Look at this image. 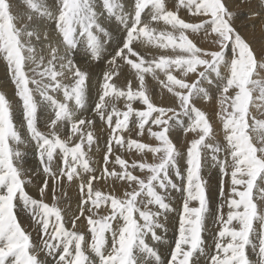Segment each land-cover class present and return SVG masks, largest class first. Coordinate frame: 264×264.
Instances as JSON below:
<instances>
[{"label": "snow or ice", "instance_id": "obj_1", "mask_svg": "<svg viewBox=\"0 0 264 264\" xmlns=\"http://www.w3.org/2000/svg\"><path fill=\"white\" fill-rule=\"evenodd\" d=\"M26 4L30 11L16 14L12 0H0V58L10 71L22 117L18 123L13 103L0 92V264H47L48 258L53 264H196L199 256H207L206 264H264V120L249 111L254 92L255 100L264 101V53L258 56L236 29V14L226 0H178L175 10L166 0H132L131 11L122 0H56L55 8L47 0ZM181 8L202 19L186 21L179 15ZM36 17L54 28L41 34L32 24ZM111 21L117 27L110 31L105 24ZM160 21L171 31L151 26ZM200 33L212 37L208 49L189 38ZM33 40L47 43L38 50ZM140 44L171 47L174 54L146 61ZM78 54L86 65L107 56L113 69L102 73L93 109L103 122L101 129L106 124L109 130L98 167L89 156L94 146L99 150L96 120L84 115L90 73L76 61ZM125 67L135 70L138 88L131 80L126 87L117 86L116 70ZM157 70L166 77L160 83L172 94L171 106H158L145 87V74L158 79ZM122 99L126 110L116 106ZM213 99L218 101L223 143L209 114L197 106ZM108 100L113 102L110 111ZM46 110L54 118H44ZM181 116L187 118V127ZM21 127L34 142L37 169L23 167L17 147L24 143ZM178 127L196 134L186 152L172 138ZM145 134L158 143L142 142L139 137ZM132 149L141 155L129 163L124 152ZM205 150L212 167L219 168L224 201L211 252L203 236L210 212ZM40 176L37 198L28 187ZM107 176L114 185L125 183L107 192L94 186ZM73 181L79 184L81 199L67 217L59 201ZM173 192L182 202L177 239L164 260L148 238L155 245L166 242L169 216L177 211ZM19 211L39 229V246L22 226ZM81 219L90 240L76 230Z\"/></svg>", "mask_w": 264, "mask_h": 264}, {"label": "rangeland", "instance_id": "obj_2", "mask_svg": "<svg viewBox=\"0 0 264 264\" xmlns=\"http://www.w3.org/2000/svg\"><path fill=\"white\" fill-rule=\"evenodd\" d=\"M128 1V4H131L132 3V0H127ZM178 1V0H177ZM226 1H228V0H226ZM239 1V0H238ZM245 1V0H244ZM254 1H258L257 2V4H263L264 5V3H262V1L261 0H254ZM47 3H48V5H49V7L51 6V7H53V6H55L56 5V0H47ZM166 3H167V1H166ZM176 3V2H175ZM12 4H13V10H14V12L16 13V14H25V13H28L30 10H29V8H28V6H27V4H26V0H23V2H22V0H12ZM263 7V8H262ZM244 9L245 8H238L236 11L237 12H235V11H233L235 14H238V15H244L242 12L244 11ZM258 9H260V13L262 12V14H264V6H260V7H258ZM260 13H258L259 15H257L258 17H260ZM256 15V14H255ZM257 16H254V18H256ZM44 19H41V18H39V17H36L34 20H33V22H32V24H33V26L34 27H39V26H48L49 24H48V22L47 21H43ZM38 22V23H37ZM41 22V23H40ZM162 24L161 23H159V24H156V25H154L153 27H155L156 29H157V31L159 30V31H165V32H167V31H171V28H169V26L168 25H166V27L165 26H161ZM161 27V28H160ZM164 27V28H163ZM161 29V30H160ZM238 31H239V29H237ZM158 31V32H159ZM174 35H178V33H174ZM264 37V36H263ZM263 37H261V39H254L253 41H254V45H255V43H256V46L255 47H257L258 48V50H257V52L259 53V55L261 54V50L262 49H264V47H263V45H262V43H261V41H262V39H263ZM190 39H192L195 43H197L198 44V46H199V44H200V42H202L201 44L203 45L202 47H206L208 44H210V42H211V39H212V37L211 36H208V38L210 39V41H208V38L207 37H205L204 36V34L203 33H200V34H192V35H190V37H189ZM247 40V39H246ZM255 41H259V42H255ZM37 42H39V41H36V40H33V44L36 46L37 44L36 43ZM249 42V41H248ZM177 43H179V40H177ZM250 43V45L253 43V42H249ZM257 43H259V45L257 44ZM200 47V46H199ZM169 49V50H168ZM158 50H161V48H158ZM172 50V48L171 47H169V48H167V49H164V52L162 53V52H160V53H154L153 54V52L152 53H149L147 56V58L145 59L146 61H148V60H152V59H159L158 58V56H160L161 54H166V53H169V54H174L173 53V51H171ZM153 51V50H152ZM170 51V52H169ZM177 51H178V49H177ZM262 52L264 53V50H262ZM151 54V55H150ZM153 54V55H152ZM157 56H156V55ZM155 55V56H154ZM78 56H80L79 54H78ZM81 57V56H80ZM153 57H155V58H153ZM106 60L107 59H104L102 62H106ZM80 65L82 64L83 65V67H82V65H81V67L82 68H84L85 66H86V64H84V62H83V59H82V61L81 62H78ZM0 66H2V67H5L6 69H8V67H7V64H6V61L5 60H3L2 58H0ZM29 67H35V65H30ZM101 68V69H100ZM99 69H100V72L99 73H97V74H102L104 71H103V66H101V67H99ZM129 75H127L126 74V76H127V78H128V80L130 79L131 80V82H132V86H133V88L134 89H136V88H138V87H134V85L136 86L137 84H139V80H138V77H136L135 75H134V73H135V70H130V71H128L127 72ZM30 75H31V73H29ZM174 74H176V73H174ZM157 75H158V79H154L153 77H152V75L151 74H145V87H146V89H147V91H148V94L149 95H151L152 96V98H153V100H154V102L156 103V104H158L157 103V100L163 95V96H165L166 98L168 97V96H170V98H171V96H172V94L171 93H168V91H167V89L166 88H164L163 87V85L160 83V80H166V77L164 76V74L163 73H161V72H159V70H157ZM178 75V78H179V74H177ZM129 76V77H128ZM132 76V77H131ZM189 78H191V76L189 77ZM188 78V79H189ZM260 78H264V73H262L261 74V77ZM190 80V79H189ZM192 80V79H191ZM190 80V81H191ZM95 81H96V78H95ZM94 85H96L97 87H98V85L96 84V82H95V84ZM118 87L119 86H121V87H126V85H121V84H118L117 85ZM30 87H33L32 85H30ZM0 92H2L1 90H0ZM151 93V94H150ZM159 95H160V97H159ZM253 95H254V102L256 103L257 102V104H254V102L253 103H250V106H249V110L250 109H253V113L252 112H250L251 114H252V116H253V114H255L257 117H255V119L256 120H264V101H258V100H255V97L258 95V93H253ZM8 98V97H7ZM12 98H13V100L11 101L12 103H13V105H14V112L16 111V110H18L19 112H18V115H20L21 114V108H20V104H21V102L19 101V98L16 96V94L15 95H13L12 96ZM37 100H39L40 99V97L37 95ZM9 99V98H8ZM16 100V101H15ZM94 102V104H92ZM175 102V101H174ZM95 103H96V101H94V100H91V101H89L88 102V107H90V108H88V114H87V116H93V119H97L96 121H97V123H102V122H100V120H99V122H98V118H96L94 115H92L93 114V109H94V106H95ZM112 101L111 100H108V104H109V111L111 110V106H112ZM201 103V104H200ZM206 103H209L208 101H204V100H201V101H198L197 102V106L198 107H200L202 110H204V111H206V113H208L209 114V117H210V122L212 123V125L214 126V129L217 131V132H219L220 134L217 136V139L218 140H220L222 143H223V133L222 132H220V130H221V128H222V122L218 119V116H217V113H218V110H219V108H217V106H218V104H212V105H210V104H206ZM122 104H124V101H123V99L121 100V101H118V102H116V106L118 107V108H120L121 107V105ZM207 105V106H206ZM91 106H93V107H91ZM158 106H165V105H162V104H159ZM166 106H171V105H169V104H167ZM215 106V107H214ZM219 107V106H218ZM257 110V111H256ZM260 111V112H259ZM92 112V113H91ZM256 112V113H255ZM20 113V114H19ZM41 115H43L44 116V118H48V119H51V118H54V114L50 111V110H46L45 112H43V113H41ZM260 115V116H259ZM49 116V117H48ZM51 117V118H50ZM254 117V116H253ZM115 118V117H114ZM18 119L19 120H16L18 123L21 121V119H22V117H21V115L18 117ZM134 119V118H133ZM181 119H183L184 121H185V126L187 127V124H188V121H186L187 120V118L185 117H182L181 116ZM253 121H251L250 120V123H252ZM131 123V122H130ZM183 129V128H182ZM43 130H45V131H48V129H43ZM65 129H63L62 130V132H65L64 131ZM67 131H68V129H66ZM19 131H20V134H21V136H22V138H23V140H24V145L27 147L28 145L30 146L31 145V147L29 148L30 149V151H28L29 153H31V151H32V153L30 154L31 155V157L35 160V166L37 165V159H36V155H35V150H34V143L30 140V134L27 132V130H26V127H21L20 129H19ZM24 131V132H23ZM21 132H23V133H21ZM95 135L96 136H98V140H101L102 141V139H106L105 138V136H103L104 134H101L102 133V131H100V132H96V130H95ZM97 134H99V135H97ZM101 134V135H100ZM184 134V138L182 139V135ZM186 134H185V132H184V129H183V132H181L180 134H178V133H175L174 134V136H172L173 137V140H174V143L178 146V148L182 151V152H186V149H187V147L189 146V141H191L192 139H194V138H196V134H194L192 137H190V138H186V136H185ZM100 137H102V138H100ZM186 138V139H185ZM192 138V139H191ZM152 140V141H151ZM150 142H148V143H152V142H154V145L156 144V142L154 141V139L153 138H150V140H149ZM27 142V143H26ZM147 142V141H146ZM181 143H183V144H181ZM18 146V145H17ZM180 146V147H179ZM28 148V147H27ZM19 149V148H18ZM21 149V148H20ZM28 149V150H29ZM25 151V150H24ZM33 151H34V154H33ZM135 149H132L131 150V152H134L135 153ZM22 153L24 154V152H23V150H22ZM29 155V156H30ZM204 155H205V157L207 158L206 159V165H205V168H204V171H203V175L204 176H209V177H205L206 179H208V178H213V176L214 175H217V173H220V171H219V168L218 167H212V162H211V160H210V152L208 151V150H205L204 151ZM24 156V155H23ZM149 158H148V156H147V160H148ZM25 164V165H24ZM27 166V164L26 163H23V167L25 168V169H27L28 168V166ZM180 166H181V168H182V170L186 167V165H185V161H184V159L182 158L181 160H180ZM94 167V166H93ZM35 168V167H34ZM36 168H37V166H36ZM214 172H216V174L214 173ZM208 181V183H209V181L210 180H207ZM50 182V185H51V181H49ZM220 182H221V180H219V183H218V186H217V188H216V190L218 189V190H220ZM95 183V182H94ZM209 187H211V184L209 183ZM209 201H210V212H209V214H208V219H207V221H206V227H207V231L206 232H204V234H203V236H204V239H205V241H206V248H207V250L209 251V252H211L212 251V249H213V246H212V244H213V235H215V233L219 230V225L217 224V223H215V220H216V217H217V214H218V210H215V206H216V201H217V194H213L212 196H211V194H212V189H210L209 188ZM175 194H179V193H175V192H173V196L175 197V199L177 198V199H179L178 197H176V195ZM32 195V194H31ZM254 195H255V193H254ZM73 197V195H71L70 197H68V196H66V198L65 197H62L61 199H60V201H59V206L66 212V214H67V217H71L72 216V214H73V212H75L76 211V208H77V203H79V201H80V199H81V197H79V198H77V199H74V198H72ZM214 198V199H213ZM176 199V201L174 200V205H176L175 207H176V209H177V211L176 212H174L175 214H173L172 213V216H171V214H170V216H169V221H168V233H167V237H166V242L163 244V245H155L154 243H153V241L151 240V238L149 237L148 238V242H149V244H152L153 246H155V247H158L159 248V251H160V253H161V256H162V258L164 259V260H167L168 258H169V254H170V252L172 251V247H173V244H174V241L177 239V228H178V218L177 217H179V211H180V206H181V199H179V200H177ZM62 200V201H61ZM71 200V201H70ZM75 200L76 202H73V201ZM46 201L48 202L49 200H48V198L46 197ZM176 202V203H175ZM49 203V202H48ZM74 203V204H73ZM76 203V204H75ZM179 203H180V205H179ZM214 203V204H213ZM51 204V203H50ZM178 205V206H177ZM101 207H103L104 208V206H101ZM179 209V210H178ZM216 211V213H215V211ZM224 210H226L227 211V209H223V211ZM226 211H225V213H226ZM20 213V214H19ZM19 213H18V215H19V219H20V222H21V224H22V226L26 229V230H28V229H30L29 230V232H31V228L34 230V228L31 226V228H29V225H31V224H33L32 223V220H31V218L28 216V214H26L25 212H22V211H19ZM177 214V215H176ZM213 214H216V215H213ZM176 216V217H175ZM23 217V218H22ZM28 219H27V218ZM172 217V218H171ZM30 219V220H29ZM24 220H26V221H24ZM82 220V219H81ZM214 221V222H213ZM24 222V223H23ZM27 222V223H26ZM31 224H30V223ZM213 222V223H212ZM70 223V222H69ZM68 223V227L70 228L71 227V224H69ZM175 224H176V226H175ZM212 224V225H211ZM175 226V227H174ZM209 226H211V227H209ZM213 226V227H212ZM28 227V228H27ZM218 227V228H217ZM256 227L258 228L259 227V225L257 224L256 225ZM209 228V229H208ZM38 229V228H37ZM214 230V231H212V230ZM77 231H80V232H85V234H86V237L89 239L90 238V234H88L87 233V231H86V225H85V222H84V224L83 225H80L79 224V222H77V229H76ZM176 230V231H175ZM35 232V231H34ZM209 233V234H208ZM89 235V236H88ZM210 235V236H209ZM35 235H32V239H33V241L39 246L40 245V243H41V237H34ZM171 237V238H170ZM212 238V239H211ZM254 238V240H255V237H253ZM90 240V239H89ZM40 241V242H39ZM210 241V242H209ZM212 243V244H211ZM171 244V245H170ZM211 244V245H210ZM161 248V249H160ZM164 250H163V249ZM212 248V249H211ZM164 251H165V253H164ZM251 252V251H250ZM41 255V259H44V254L43 253H41L40 254ZM251 258L254 260H256L257 259V256L255 255V254H252L251 255ZM254 260V261H255ZM199 261V262H198ZM206 262H207V256H199L198 257V260H197V262H196V264H206ZM47 264H53V261H52V259L51 258H48V261H47Z\"/></svg>", "mask_w": 264, "mask_h": 264}, {"label": "bare ground", "instance_id": "obj_3", "mask_svg": "<svg viewBox=\"0 0 264 264\" xmlns=\"http://www.w3.org/2000/svg\"><path fill=\"white\" fill-rule=\"evenodd\" d=\"M167 1V7L170 9V10H175V5L177 4V0H166ZM262 1V0H261ZM122 2L124 3V5H125V10L126 11H131L132 10V3L131 4H128V1L127 0H122ZM176 2V3H175ZM258 2V1H257ZM257 2L256 1H254V0H228V1H226V3H227V5H228V7H229V9H230V11H235V12H237L236 10L238 9V8H245L244 9V11L242 12L244 15H238V14H236L235 15V20H234V24H235V27H236V29H239V32L241 33V35L242 36H244L246 39H247V41H249V42H253L252 44H251V46H252V48L254 49V51L257 53V55L259 56V51L257 52V50H258V48L257 47H255L256 46V43H255V45H254V39H261V37H263L264 36V14H262V12L260 13V9H258V7H260V6H264L263 4H257ZM51 7V6H50ZM52 8H55V6H53ZM263 8V7H262ZM258 13H260V17H258L257 15H259ZM256 14V15H255ZM179 15H180V17L181 18H183V19H185L186 21H190V22H198L199 20H201L202 18H200V17H193V16H191L188 12H187V10H185V9H183V8H181L180 9V11H179ZM254 16H257L256 18H254ZM44 21V20H43ZM38 23V22H37ZM41 23V22H40ZM159 23H161L162 25L161 26H165L166 27V24H165V22H163V21H160V22H153V24L151 25L152 27L154 26V25H156V24H159ZM105 26L106 27H108L109 28V30L111 31V30H113L114 28H116L117 27V25H116V23H115V21H111V22H107L106 24H105ZM37 28V27H36ZM51 28H54V25H48V26H39L37 29H38V31H40L41 32V34H43V32L44 31H46V30H48V31H50L51 30ZM161 28V27H160ZM164 28V27H163ZM169 28H170V26H169ZM161 30V29H160ZM159 31V30H158ZM118 38V37H117ZM208 38V37H207ZM54 39H57L58 40V37H54ZM208 41H210V39L208 38ZM255 42H259V41H255ZM36 43V42H35ZM47 42H43V41H39V42H37L36 44V47H37V49L39 50L41 47H43L45 44H46ZM202 42H200V44H199V46L200 47H202L203 45L201 44ZM261 43H262V45H263V47H264V37H263V39H262V41H261ZM258 45H259V43H257ZM62 47V46H61ZM210 47V44H208L206 47H202V48H205V49H208ZM158 46H156V45H147V44H140L139 45V50H140V52H141V54L144 56V59H146L148 56V54L149 53H152L153 52V54L154 53H160V52H164V49H161V50H158ZM153 50V51H152ZM169 50V49H168ZM262 50H264V49H262ZM262 50L260 51L261 53H263L262 52ZM109 51H111V48H109ZM171 51H173V50H171ZM170 52V51H169ZM152 54V55H153ZM155 54V55H156ZM166 54H169V53H166ZM151 55V54H150ZM154 55V56H155ZM157 56V55H156ZM109 57H107V56H105V58L104 59H108ZM153 58H155V57H153ZM158 58H159V56H158ZM76 61L77 62H81L82 61V57H80V56H76ZM107 61V60H106ZM118 63H119V61H118ZM82 65V64H81ZM101 66H103V71L105 72V71H109V70H113V69H111L110 68V66L107 64V62H99V63H96V62H93L91 65H86L84 68H86L88 71H89V73H90V79H89V81H88V94H87V101H86V111L84 112V115H87L88 114V108H90V107H88L89 105H88V102L89 101H91V100H94V101H96L97 102V100H98V89H99V84H100V81H101V78H102V74H97V73H99L100 72V69H99V67H101ZM82 67H83V65H82ZM131 69L129 68V67H125V68H123V69H117L116 71L118 72V75H117V77H114V80H115V82H116V84L118 85V84H121V85H126V82L128 81V78H127V76H126V74L127 75H129L127 72L128 71H130ZM101 73V72H100ZM129 77V76H128ZM132 77V76H131ZM95 78H96V81H95ZM190 80L192 79H194V77H192L191 76V78H189ZM130 80V79H129ZM189 80V81H190ZM95 82H96V84L98 85V87L96 86V85H94L95 84ZM119 87H121V86H119ZM134 87H139V84H137L136 86L134 85ZM0 90L9 98V100L10 101H12L13 100V98H12V96L13 95H15L16 94V90H15V86H14V84H13V82H12V79H11V74H10V71H9V69H6L5 67H2V66H0ZM211 92H212V95L215 97L216 96V91H215V89H211ZM255 93V92H254ZM151 94V93H150ZM159 97H160V95H159ZM253 97H254V95H253ZM58 99H62V95L61 96H58L57 97ZM16 101V100H15ZM209 103H206V104H210V105H212V104H218V101L216 100V99H213L212 101H208ZM261 102V101H260ZM157 105H159V104H162V105H167V104H169V105H173L175 102H174V100L172 99V96H171V98H170V96H168L167 98L165 97V96H161L158 100H157ZM92 104H94V102L92 103ZM201 104V103H200ZM254 104H257V102L255 103L254 102ZM137 105H138V102H137ZM137 105H134V106H137ZM207 106V105H206ZM91 107H93V106H91ZM215 107V106H214ZM217 108H219L218 106H217ZM120 109L121 110H126L125 109V103L124 104H122L121 105V107H120ZM15 110V109H14ZM250 112H252L253 113V109H250L249 110ZM257 111V110H256ZM18 110H16L15 112H14V115H15V119L16 120H19L18 119V117L21 115L20 113V115H18ZM260 112V111H259ZM92 113V112H91ZM256 113V112H255ZM93 115V114H92ZM252 115V114H251ZM253 116L254 117H257L255 114H253ZM260 116V115H259ZM49 117V116H48ZM51 118V117H50ZM185 118V117H184ZM48 119V118H47ZM97 120V119H96ZM114 120H115V118H114ZM133 120H135V118L133 119ZM187 121V120H186ZM98 122H99V119H98ZM101 122V121H100ZM103 123V122H102ZM101 123V124H102ZM101 124L100 123H97V121H96V123H95V125H94V132H95V130H96V132H100V131H102V133L101 134H104L103 136H105V138L106 139H102V141L101 140H98V143H99V150H97V148L94 146L93 147V150H92V152H90L89 153V156L91 157V163H92V166H94V167H98L99 166V164H100V162H101V159H102V157H103V155H104V147H105V143H106V141L108 140V138H109V134H108V129H107V125L105 124L104 125V129L102 130L101 129ZM41 126V128L43 129V125L41 124L40 125ZM133 126V124L132 123H130V127H132ZM186 127V126H185ZM23 128V127H22ZM184 129V128H183ZM183 129L182 128H177L176 130H175V132L173 133V135L172 136H174V134L175 133H178V134H180L181 132H183ZM45 131V130H44ZM65 131V133L67 132V130L65 129L64 130ZM24 132V131H23ZM23 132H21V133H23ZM100 134V135H101ZM195 133H187L185 136H186V138H190V137H192L193 135H194ZM97 135H99V134H97ZM125 135H127V134H125ZM219 137V136H218ZM100 138H102V137H100ZM133 138H137L136 137V134L135 133H133ZM150 138L151 137H149L147 134H145V136L144 137H139V139L142 141V142H150L149 140H150ZM173 138V137H172ZM184 138V134L182 135V139ZM185 138V139H186ZM192 139V138H191ZM152 141V140H151ZM174 141V140H173ZM190 142V141H189ZM27 143V142H26ZM34 143V142H33ZM153 144H154V142H152ZM156 143H158V142H156ZM181 144H183V143H181ZM18 148H19V150L22 152V150H23V152H24V156H23V163H26L27 164V166H28V170H33V169H37L36 168V166L34 165L35 164V160L31 157V153H32V151H31V153H29L28 151H30V147H31V145L29 146H25L23 143H21V144H19L18 146H17ZM180 147V146H179ZM21 148V149H20ZM29 149V150H28ZM25 150V151H24ZM35 150V149H34ZM33 154H34V151H33ZM30 155V156H29ZM141 154L140 153H138L137 151H135V153L134 152H131V151H128V152H124V158H127V159H129V163H131V160L132 159H138L139 158V156H140ZM148 161L149 162H151L152 161V158H151V156L149 155L148 156ZM34 163V164H33ZM25 165V164H24ZM26 166V167H27ZM35 167V168H34ZM117 170L119 171V166H117ZM215 174H216V172H214ZM138 174V173H137ZM205 177H209L208 175L207 176H205ZM34 180H35V182H34V184L33 185H31V186H29L28 187V191L34 196V197H37V198H39L38 197V194H37V186H39L41 183H42V180H43V176H40L39 178H34ZM207 180H210L209 181V183L211 184V187H209L210 189H212V194H211V196L215 193V194H217V201H216V206H215V210H218V208H219V205L220 204H222V203H224V201L221 199V197H220V190H216V188H217V186H218V183H219V180H221V174L220 173H217V175H214L213 176V178H208ZM125 182H123V181H116L115 182V185H114V182H113V177H111V176H107V177H105L99 184H97L96 182L94 183V186L96 187V188H99V189H101V190H103V191H110L114 186H118V185H120V184H124ZM208 183V184H209ZM49 184H50V182H49ZM210 186V185H209ZM65 189H66V196H68V197H70L71 195H73V197L72 198H74V199H77V198H79V197H81V195H80V193H79V184H78V182L77 181H73L72 183H70V184H67L66 186H65ZM116 191H117V194H120V189H119V187H117L116 188ZM210 193V192H209ZM176 195V197H178L179 199H181V195L180 194H175ZM66 196H64L65 198H66ZM79 196V197H78ZM213 197V196H212ZM47 198H48V202L49 203H52V197L49 195V196H47ZM177 199V198H176ZM176 199H175V201H176ZM179 199H177V200H179ZM214 199V198H213ZM62 201V200H61ZM71 201V200H70ZM73 201V200H72ZM73 202H76L75 200L73 201ZM182 202V201H181ZM176 203V202H175ZM74 204V203H73ZM76 204V203H75ZM78 204V203H77ZM76 204V205H77ZM214 204V203H213ZM179 205H180V203H179ZM174 206H176V205H174ZM178 206V205H177ZM103 208V207H102ZM225 209H227V207H225ZM179 210V209H178ZM214 210V211H215ZM106 211V210H105ZM226 210H224V212H225ZM23 212V211H22ZM227 212V211H226ZM19 213V212H18ZM215 213H216V211H215ZM20 214V213H19ZM27 214V213H26ZM173 214H175V213H173ZM177 215V214H176ZM213 215H216V214H213ZM171 216H172V214H171ZM176 217V216H175ZM23 218V217H22ZM27 218V217H26ZM172 218V217H171ZM178 218V220H179V217H177ZM28 219V218H27ZM170 219V218H169ZM30 220V219H29ZM24 221H26V220H24ZM79 222V224L80 225H83L84 224V221H83V219L81 220V221H78ZM178 222V221H177ZM214 222V221H213ZM212 222V223H213ZM24 223V222H23ZM27 223V222H26ZM30 223V222H29ZM31 224V223H30ZM70 224V223H69ZM212 225V224H211ZM31 226L34 228V225L33 224H31V225H29V228H31ZM175 226H176V224H175ZM174 226V227H175ZM177 227V226H176ZM209 227H211V226H209ZM213 227V226H212ZM28 228V227H27ZM218 228V227H217ZM209 229V228H208ZM30 229H28V231H29ZM212 230V229H211ZM35 231V232H34ZM176 231V230H175ZM212 231H214V230H212ZM31 234L32 235H35L34 237H40V235H39V229H37V228H35L34 230L31 228ZM209 234V233H208ZM89 236V235H88ZM210 236V235H209ZM214 236V235H213ZM171 238V237H170ZM90 239V238H89ZM212 239V238H211ZM254 239V238H253ZM40 242V241H39ZM210 242V241H209ZM212 244V243H211ZM210 244V245H211ZM171 245V244H170ZM212 246H213V244H212ZM207 247V246H206ZM161 249V248H160ZM163 249V248H162ZM212 249V248H211ZM164 250V249H163ZM251 251V250H250ZM164 253H165V251H164ZM255 260V259H254ZM197 262V261H196ZM199 262V261H198Z\"/></svg>", "mask_w": 264, "mask_h": 264}]
</instances>
